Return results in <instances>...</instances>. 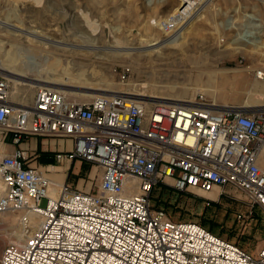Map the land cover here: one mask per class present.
<instances>
[{"label":"built area","instance_id":"2783aa9c","mask_svg":"<svg viewBox=\"0 0 264 264\" xmlns=\"http://www.w3.org/2000/svg\"><path fill=\"white\" fill-rule=\"evenodd\" d=\"M191 3L180 0L179 9ZM146 98L96 95L79 103L43 87L21 105L0 73V214H18L20 232L0 264H264V112L220 110L202 94L178 103ZM29 138L67 142L53 152L55 164H87L100 172L98 184L52 179L55 164L19 148ZM6 145L17 148L3 155ZM161 184L242 195L250 214L263 217L261 246L248 252L173 219L154 205Z\"/></svg>","mask_w":264,"mask_h":264},{"label":"rangeland","instance_id":"374dc122","mask_svg":"<svg viewBox=\"0 0 264 264\" xmlns=\"http://www.w3.org/2000/svg\"><path fill=\"white\" fill-rule=\"evenodd\" d=\"M178 9V0H0V22L18 28L0 29V57L18 58L16 70L32 80L63 83L70 78L68 85L73 88L69 92L80 95L65 94L77 102L89 100L85 94L97 93L93 90L141 95L151 100L185 99L192 91L205 89L194 97L202 94L212 103L211 97L216 98L218 105L264 109V80L256 78L258 72L264 71V6L247 0H207L195 21L178 33L182 26H157ZM251 14L258 21L249 18ZM247 32L253 33L257 43L239 38ZM29 33L88 49H53L45 42H31ZM83 34H90L93 43L76 41ZM175 38H179L176 44L167 45ZM152 43L166 47H149ZM115 47L118 52L114 55L110 51L99 53ZM125 52L133 54L122 55ZM29 59L45 69L41 78L30 71L28 64H20ZM36 89L11 83L12 100L27 105ZM43 147L48 148V144L41 141ZM28 149V153L33 152ZM39 162L55 164L53 155L51 163ZM76 163L81 169L72 174ZM55 166L57 173L52 174L55 177L51 175L52 179L63 181L68 175L70 183L78 181L83 188L100 180V172L87 164L64 160ZM1 188L0 184V194ZM225 191L214 197L176 192L161 184L154 191L153 202L177 221L196 222L212 234L254 252L262 244L263 217L257 209L250 214L242 195L233 196L229 188ZM45 205L42 200L41 207ZM19 236L18 214H0V254L7 243Z\"/></svg>","mask_w":264,"mask_h":264},{"label":"bare ground","instance_id":"6f19581e","mask_svg":"<svg viewBox=\"0 0 264 264\" xmlns=\"http://www.w3.org/2000/svg\"><path fill=\"white\" fill-rule=\"evenodd\" d=\"M178 1H179V4H180V0H178ZM206 1L205 0H192V3L189 5L190 6L189 8H187L185 10H182V11L180 9H178L177 12L175 13V15H173L168 21L164 22L165 24L162 23V24H158L157 26L162 25V27L164 28L168 24V26H170V28L172 26V29H176L179 26H182L177 31V33H178L184 27H186L188 24H190L193 21H195V19L197 18V16L199 14H201V12H202V10L204 8V4L206 3ZM248 17L251 18V19L256 20L254 18V15L253 14L248 15ZM256 21H258V20H256ZM258 27H260V25ZM3 28L9 29L11 31H17V29H18V28L14 27V26H8L7 24L0 22V29H3ZM87 34H83V36L80 35L79 37H77V40L76 41L81 42L83 44H85V43H91L92 41H90V36H89L90 34L89 35H87ZM252 34H250V33L247 32V33L242 34L239 38L242 41L247 42V43H251V44L257 43L256 42V39L253 37ZM27 35H28L27 37L30 38V41L31 42H35L36 44L45 42L46 43L45 46H48L49 45V47H52L53 49H65L67 51H72V52H75V51L83 52L85 49L86 50L88 49V48H83V47H77V46H75L72 43L71 44L64 45L61 42L57 43L56 41H51V40H48V39L46 40V39L42 38L41 36H38V35H36L34 33L33 34L32 33H29ZM178 41H179V38H175L172 41L167 42V45L168 44H176ZM149 47H154L155 49H159L160 47L161 48H164L166 46H162L160 43H152V44L149 45ZM123 49L129 50L131 48H123ZM132 49L133 50L134 49L136 50L138 48H132ZM93 51H98V50L93 49ZM102 51H110V53L112 52L111 55H114L116 52H118V47L117 48L116 47L115 48H108L106 50H104V49L103 50H99V53L102 52ZM58 52H59V50H58ZM94 53H98V52H94ZM128 54H133V53L132 52L122 53V55H128ZM8 58H12V59L11 60H9V59H6L5 60V59H2L0 57V70H1L0 73L3 74V75L6 74L5 76L7 78H8V76L11 77L16 84H20V85H22L24 87H28L30 89L43 88V87H46V88H49V87L56 88V87H58L60 89L58 91H62V92H60L61 94L66 95L65 93H68L70 95H78V96L80 95L78 93H71V92H69V91H71L70 88H73L72 86H69L68 85L69 81L71 80L70 78H68L66 80V82H63V83L56 82L55 80H53L51 82H45V81H43V79L32 80L31 78H29V76L27 74H22V73H20V72H18L16 70V67L19 65L18 60H17L18 58L13 57L11 55H9ZM22 59H25V57L22 58ZM21 63L22 64H28V66L30 67V71L36 72L37 75H38V77H40L41 72L45 71V69L43 68V66H41L39 63L32 62L31 59H29V61L27 60V62H24V63L23 62H20V64ZM46 63L48 64L47 61H46ZM56 63H58V62H56ZM256 78L258 80H264V71L263 72H258ZM10 81H11L12 84L14 83L12 80H10ZM210 81H211V79H210ZM49 89H52V88H49ZM80 89H82V88H80ZM93 91H95L97 93H94V92L93 93H88V94H85V97L89 98V100H90V98H93L96 95H120L121 94V93H112V94H110L108 92L105 93V91H101V90H93ZM198 91H206V90L205 89L204 90L199 89L197 91H192L188 95V97L185 98V99L151 98V100L154 101V102H160V103H178V102H184V101H191L193 99L194 95L197 94V93H199ZM23 94H25V93H23ZM121 95L125 96L126 98H143L144 97V96L135 95V94H121ZM12 96H13V91L11 92V99H12ZM149 98L150 97H148L146 99L150 100ZM211 98H212V100L214 102L213 105L217 109H220V110H223V109H226V110L227 109H230L231 110L232 109V110H237V111H250V112L263 111L264 112V109H261L260 107H256V106L253 107V108H246V107H237L236 108V107H230V106H227V105H218L216 103L217 102L216 98H213V97H211ZM25 100L27 102V99L26 98L24 99V102H25ZM89 100H86V101H89ZM86 101H81V102H86ZM75 102H77V101H75ZM81 102H79V103H81ZM21 105H23V104H21ZM246 109H249V110H246Z\"/></svg>","mask_w":264,"mask_h":264},{"label":"crops","instance_id":"0c3cea01","mask_svg":"<svg viewBox=\"0 0 264 264\" xmlns=\"http://www.w3.org/2000/svg\"><path fill=\"white\" fill-rule=\"evenodd\" d=\"M41 141H43L44 143H47L48 144V148L46 147H43L41 148ZM68 143L64 142H59V141H49V140H41V139H38V138H29L25 143H21L19 145V148L21 149H24V150H29L28 148H30L32 151H35L37 152V155L38 156H41L39 161H42L43 163H51L52 162V155H53V152L61 149V148H66V145ZM40 145V146H39ZM38 146L40 148H38ZM17 148L15 146H11V145H7V146H4L3 147V154H10L14 151V149ZM46 152H49L46 154ZM50 160V161H49ZM67 165H65L66 167ZM60 170H64L63 167H59ZM81 169V167L79 166L78 163L75 164V171L72 172V174H76L78 173V171ZM52 177H55V175H52ZM69 179H70V176L68 177L67 181L68 183L69 182ZM70 184H74V183H70ZM79 187H81V185L78 184Z\"/></svg>","mask_w":264,"mask_h":264},{"label":"trees","instance_id":"16d2710c","mask_svg":"<svg viewBox=\"0 0 264 264\" xmlns=\"http://www.w3.org/2000/svg\"><path fill=\"white\" fill-rule=\"evenodd\" d=\"M39 146H40V145H39ZM39 146H38V147H39Z\"/></svg>","mask_w":264,"mask_h":264}]
</instances>
